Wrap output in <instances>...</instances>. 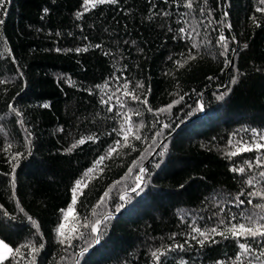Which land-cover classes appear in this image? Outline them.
<instances>
[{"label": "trees", "instance_id": "trees-1", "mask_svg": "<svg viewBox=\"0 0 264 264\" xmlns=\"http://www.w3.org/2000/svg\"><path fill=\"white\" fill-rule=\"evenodd\" d=\"M191 2L116 0L90 3L88 11L84 0L7 4L0 17V239L13 249L44 247L22 248L4 264H157L153 252L164 253L160 264H264V240L214 236L216 243L201 246L192 231L264 216L255 207L264 205V149L230 155L264 143V13L256 11L259 0ZM125 83L147 105L126 95ZM129 123L131 147L120 131ZM16 152L25 155L13 173ZM240 167L244 173L232 171ZM239 243L252 252L243 254Z\"/></svg>", "mask_w": 264, "mask_h": 264}, {"label": "snow or ice", "instance_id": "snow-or-ice-1", "mask_svg": "<svg viewBox=\"0 0 264 264\" xmlns=\"http://www.w3.org/2000/svg\"><path fill=\"white\" fill-rule=\"evenodd\" d=\"M10 2H11V0H0V17H3V16H6L7 15V4L10 3ZM115 2H116V0H84L85 11L90 10L88 8V5L90 3L92 5V7H95L96 4L115 3ZM259 4L262 7H257L256 8V11L257 12L264 13V0H259ZM186 7H188V8H191L192 7L191 0H188V3L186 4ZM45 11H47V9H45ZM80 15H82V13ZM224 15L227 16L228 14L227 13H224ZM252 20H253V23H256V18L255 17H252ZM4 23H5L4 19L3 18H0V25H3ZM227 26L229 28L231 27L230 24L227 25ZM256 26L259 27L260 25L257 24ZM184 31L185 30L183 28L180 29V32L181 33H184ZM181 38H183V37H181ZM226 40H227V37H225L221 33V35L219 36V39H218V43H219L220 47L224 49V52H222L221 55H225L227 53V51H228V45L226 43ZM97 47H99V45H97ZM193 47H196V45H193ZM57 51H59V49H57ZM77 51H80V49H77ZM169 59H171V57H169ZM226 63H231V62L230 61H226ZM233 83H235V80H233ZM136 87L137 88H143L144 85L143 84H137ZM123 89L125 90V94L126 95H129L132 100L138 101V102H140L142 104L147 105V99L141 100V98H140L139 95H135L131 91H129L128 83H125L123 85ZM226 94L227 93L221 94V95L217 96V99L218 100H223L224 99V95H226ZM109 99H111V97H109ZM102 102L103 103H107V101H102ZM174 103H179V101H175ZM43 106L44 107H48L47 104H45ZM171 107H172V105H169L167 108L158 109L157 111L158 112H161V113L162 112H166ZM11 110L17 116L21 115V113L18 112L14 107H12ZM199 110L200 111H203L204 110L203 104H200ZM108 111H112V108L109 107ZM148 111H152V109L151 108H148ZM136 115H140V113L139 112H136ZM125 119H126V122L127 121H130V117H127V115H125ZM20 123H21V125H23V121H20ZM140 127H143V125L140 124V125L136 126V133L139 132V128ZM162 127L163 128H169L170 125L164 124V125H162ZM25 130L27 131V129H25ZM120 131L125 133V137H124L125 145L131 147V145H128L127 144L128 135L129 134H133L131 124L129 123V127L127 129H125L124 126L122 125ZM118 135H119V133H118ZM156 135H159V133H156ZM30 137H31V133L29 132L28 133V138H29L28 139V142L29 143H30ZM134 138L136 140L141 139V137L138 134H135L134 135ZM86 139L87 140H92L94 138L93 137H87ZM86 139L85 138L79 139L75 144L72 145V148H76L78 145H83L86 142ZM260 139L261 140H264V135H261L260 136ZM116 145H117V147L122 146L121 145V142L119 140L116 141ZM25 147H27V145H25ZM165 147H166V145H165ZM11 148H12V145L9 144L7 146V148L4 149V151L10 152ZM72 148L68 149V151H71ZM261 149H264V143H257V144H255L254 147L252 145L238 147L237 150L231 152L230 155L231 156H236V155H238L239 152L260 151ZM116 150H117L116 147L110 149L109 156L112 154V152H115ZM24 155H25V153H22V152H16L15 154H12L11 155L9 162L12 164L13 173L15 172L16 162L18 160H20ZM160 155H163V152H161ZM104 159H105V157H100L99 158V161H97V163L102 162ZM256 166L257 167H261L262 166V161H261L260 158L257 159ZM251 167H252V165H251V163H249V168H251ZM144 171H145L144 168H140V172L141 173H143ZM232 171L233 172H238V173H244L245 172V168H243V167L233 168ZM260 176L261 177H264V172H261L260 173ZM137 180H138V183H137L136 187L132 189L133 192L137 191V189L140 188L141 182L143 181V177L142 176H138L137 177ZM81 183H82L81 181H77L76 182V186L73 188V204L76 203L75 193H76V190L78 188H80ZM247 183L249 185H251L253 183V180L252 179H249L247 181ZM14 186H15V180H14V176H13V187ZM240 195H244V193L242 192V193H240ZM248 195L249 196H260L261 193H259V192L251 193L250 192V193H248ZM105 196H108V193H105ZM120 199L121 200H124L125 199V196L122 195L120 197ZM237 200H238V203H240V204L243 203V201L242 200H239V198H237ZM248 203L251 204V200H249ZM0 207H2V206H0ZM255 207L260 208L261 211H264V205H259L258 204ZM21 211H23V209H21ZM62 211H64V210H62ZM68 211L70 212L71 211V208ZM5 215H7V213H5ZM65 215H67V213H65ZM28 219L30 221H32V223L36 226L37 231H38L39 230V226L36 224V222L34 220H32L31 217H28ZM107 219H108V217H105V220H107ZM233 219H235V217H233ZM245 219L248 221L247 224H245V223L231 224L230 227L225 228L223 231L219 230L216 227H213V228H211V229H209L207 231H202L200 228H195L194 227L192 229V231L194 233H197L200 237H202V239H200L198 241V243L201 246L205 245V242L206 241H211L212 243H216V241L214 239V236H221V237H224L225 239H227V238H229V236H231L232 238L236 239L237 241H240L242 239L243 240H248V239L256 240L257 238H259L261 240H264V223L261 222L262 220H264V216H260L259 214L254 213L252 215H249V216L245 217ZM100 223H101V221L98 220V221H96L95 225L92 226V232L96 234V243H99L100 242V240H99L100 233H99V230H98V225ZM220 224H224V220L223 219L220 220ZM85 226H87L86 223H85ZM63 227H64L63 223H61L57 227L56 232H57L58 236L63 237V232H62ZM193 239H196V237L193 236ZM59 242L61 244H63V243L66 242V240L64 238H61L59 240ZM67 242L70 243L71 242L70 239ZM238 246H239V249L242 251L243 254H248V253H251L252 252V247L248 243H239ZM25 247H30L31 248V253H38L40 251V249H42L44 247V245L41 243L39 245V248H37L35 245L22 244V245L16 247L15 249H13L12 247H10V245L8 243H6L4 240L0 239V264H4L5 261L14 260L15 257L21 253V249L22 248H25ZM176 247H178L181 250H183V247L184 246L183 245H177ZM84 251H87V249H85ZM162 255H164V253H159V254L157 252H153L152 253V256L155 259V261L157 262V264H160V257ZM260 256H264V251H261L260 252ZM237 259H239V256H237ZM257 259H259V257H257ZM32 264H34V259H33Z\"/></svg>", "mask_w": 264, "mask_h": 264}, {"label": "water", "instance_id": "water-1", "mask_svg": "<svg viewBox=\"0 0 264 264\" xmlns=\"http://www.w3.org/2000/svg\"><path fill=\"white\" fill-rule=\"evenodd\" d=\"M145 167V165H143V167L142 168H144Z\"/></svg>", "mask_w": 264, "mask_h": 264}]
</instances>
